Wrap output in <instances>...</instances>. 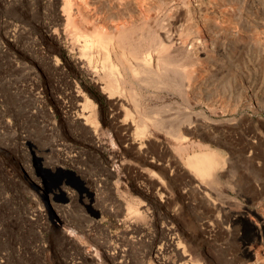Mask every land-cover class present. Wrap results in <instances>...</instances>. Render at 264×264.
Instances as JSON below:
<instances>
[{
	"label": "rangeland",
	"instance_id": "rangeland-1",
	"mask_svg": "<svg viewBox=\"0 0 264 264\" xmlns=\"http://www.w3.org/2000/svg\"><path fill=\"white\" fill-rule=\"evenodd\" d=\"M66 1L0 0V264H264V0Z\"/></svg>",
	"mask_w": 264,
	"mask_h": 264
},
{
	"label": "bare ground",
	"instance_id": "bare-ground-1",
	"mask_svg": "<svg viewBox=\"0 0 264 264\" xmlns=\"http://www.w3.org/2000/svg\"><path fill=\"white\" fill-rule=\"evenodd\" d=\"M71 0H67L66 1V3H65V8H64V11L67 13V18L69 19V21H70V18H71V14H70V12H71ZM72 19V18H71ZM70 23V22H69ZM68 23V24H69ZM75 23V22H74ZM71 25H73V23H71ZM76 27V26H75ZM90 37V36H89ZM88 38V37H87ZM85 39V43H87L86 45L88 46V47H92V46H102L101 44V42L102 41H104V39L103 38H101V37H99L98 38V40H93L92 38H89V39ZM160 44H161V42H160ZM107 52V51H106ZM144 55H146L145 57H143L142 59H143V63L144 64H147L146 66L147 67H145V69H143L142 70V73H143V76H144V80H146V81H148V83H150V84H152L153 82H154V80L156 79V74H155V71H153L152 69H151V67H150V65H151V55H150V53H148V54H144ZM109 56V54L107 55V57ZM106 62H108L109 64H111V67H112V69L115 67V65L114 64H112V62H111V59H110V57H108V58H106ZM135 68V67H134ZM170 70V69H169ZM137 71H139L138 69H135V72L137 73ZM136 73H133V74H136ZM141 73V72H140ZM166 73V72H165ZM167 73H168V70H167ZM165 74V80L167 81V80H169V81H175L176 83H178V80H177V78L176 77H174V76H172V75H170V74ZM161 77V76H160ZM148 79V80H147ZM163 78H161V80H162ZM143 80V79H142ZM164 80V79H163ZM162 80V81H163ZM156 81V80H155ZM172 82V83H173ZM166 84H168V83H166ZM179 85V84H178ZM156 86V85H155ZM136 95V94H135ZM137 96V95H136ZM137 100V99H136ZM156 113V112H155ZM162 113V112H161ZM163 115V114H162ZM158 116V115H157ZM177 118V117H176ZM179 118V117H178ZM181 118H183V116L181 117ZM185 118V117H184ZM188 118V117H187ZM180 119V118H179ZM172 120H174V119H172ZM178 120V119H177ZM183 119H181V121H182ZM188 121V120H187ZM186 121V122H187ZM153 122H154V125H156V126H158V127H167L168 128V130L171 132V134L172 135H174V137H184L183 135H181V134H179V132H178V125L180 124V121H179V124L177 125V124H174V123H172V124H170V122H168V120L166 119V118H155V120H153ZM177 122V121H176ZM183 123H184V120H183ZM189 124H191V123H189ZM180 130V129H179ZM138 131H139V133L140 134H144V130L143 129H139L138 128ZM196 167H197V171L200 173V174H202V175H204V176H206V175H209L210 173H211V169H212V167L211 166H209L208 164H206L205 163V161H204V158L203 157H201V158H198V159H196ZM185 251V250H184ZM183 254H184V252H183Z\"/></svg>",
	"mask_w": 264,
	"mask_h": 264
},
{
	"label": "water",
	"instance_id": "water-1",
	"mask_svg": "<svg viewBox=\"0 0 264 264\" xmlns=\"http://www.w3.org/2000/svg\"><path fill=\"white\" fill-rule=\"evenodd\" d=\"M72 174V173H71Z\"/></svg>",
	"mask_w": 264,
	"mask_h": 264
}]
</instances>
